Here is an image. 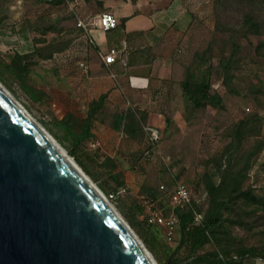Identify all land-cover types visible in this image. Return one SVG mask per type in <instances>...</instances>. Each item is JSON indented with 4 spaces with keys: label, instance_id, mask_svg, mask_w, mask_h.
<instances>
[{
    "label": "rangeland",
    "instance_id": "rangeland-1",
    "mask_svg": "<svg viewBox=\"0 0 264 264\" xmlns=\"http://www.w3.org/2000/svg\"><path fill=\"white\" fill-rule=\"evenodd\" d=\"M32 1L24 21L0 30V83L104 192L157 264H208L220 258L224 261L217 264H231L240 248L264 252V207L244 200L226 206L224 226L207 232L208 239L200 246L181 224L170 239L163 225L149 220L154 209L165 215L174 210L172 191L183 182L193 189L195 200L182 211L200 213L201 222L194 224L203 225L210 208L207 180L220 188V198L228 197L220 186L229 167L228 159L227 165L223 159L243 119L250 123L242 145L234 146L226 185L249 164L240 187L264 200V0H210L212 11L201 14L198 44L191 48V54L196 52L188 65L195 67L197 76H205L209 93L218 94L220 102L203 104L190 87L179 96L182 108L178 104L163 111L156 125L149 123L145 111L130 109L117 124L111 107L92 114L93 102L88 106L78 95L72 96L51 62L64 56L80 32L63 26L62 4ZM207 47L203 57L194 58ZM16 53L29 56L27 72L15 63ZM227 58L233 62V77L226 81L221 63ZM182 77L177 80L178 92ZM127 113L136 118L127 119ZM91 115L92 138L82 128ZM151 129L158 131V139H152ZM226 253L228 257L220 256ZM234 263L264 264L256 258Z\"/></svg>",
    "mask_w": 264,
    "mask_h": 264
},
{
    "label": "water",
    "instance_id": "water-1",
    "mask_svg": "<svg viewBox=\"0 0 264 264\" xmlns=\"http://www.w3.org/2000/svg\"><path fill=\"white\" fill-rule=\"evenodd\" d=\"M0 264H153L119 214L1 88Z\"/></svg>",
    "mask_w": 264,
    "mask_h": 264
},
{
    "label": "crops",
    "instance_id": "crops-1",
    "mask_svg": "<svg viewBox=\"0 0 264 264\" xmlns=\"http://www.w3.org/2000/svg\"><path fill=\"white\" fill-rule=\"evenodd\" d=\"M30 1L0 0V30L24 21ZM48 1L63 5L66 29L80 32L64 56L51 62L72 96L78 95L89 106L106 95L103 110L111 107L114 117L129 109L145 111L153 125L161 122L164 112L178 104L182 108L183 98L179 96L184 91L181 85L177 91V80L184 77L190 55L196 52L191 54V48L198 44L195 35L201 14L212 11L210 0ZM105 12L117 18L118 26L109 31L93 29L92 42H88L84 30L77 27L78 21L87 23ZM113 47L120 54L107 65L102 54ZM82 60L87 61V69L80 66Z\"/></svg>",
    "mask_w": 264,
    "mask_h": 264
},
{
    "label": "trees",
    "instance_id": "trees-1",
    "mask_svg": "<svg viewBox=\"0 0 264 264\" xmlns=\"http://www.w3.org/2000/svg\"><path fill=\"white\" fill-rule=\"evenodd\" d=\"M249 23L252 24V19L249 17ZM208 50V47L205 48L202 52H197L194 54L195 59H199L204 56V53ZM29 56L27 54H19L16 53L14 57L15 63L18 65V67L22 68L26 72L30 68V63L28 62ZM233 62L231 59L227 58L221 63L222 71L224 73V79L227 81L228 79H231L233 77ZM195 67H191V63L185 68L184 77L181 81V86L183 88L184 93L188 92V90L193 88L195 92L198 93L199 97L201 98L202 103L204 104L205 101L211 100L213 103L220 102V97L218 94L214 93L213 95L209 93L208 91V84L206 81V78L204 75L197 76V73L194 71ZM106 99V95H102L97 101H94L91 106L90 110L92 114L97 113L100 109H102L104 100ZM136 118L134 113H127V119L134 120ZM123 121V117L118 116L116 118V123L119 124ZM92 115L87 118L83 125V131L88 137H93V134L91 132L92 128ZM250 123L247 120L243 119L241 120L234 130V139L230 143L229 147L225 151V157L223 159L224 163L227 165V159L229 163V167L227 169V172L225 171L222 176V183L223 185H220L221 187H225V190L227 192L228 197L223 199L218 196V192L220 191V188L212 183L209 179L207 180V192L210 197V208L207 213V217L203 223L202 226H198L194 224L193 215L189 212L182 211V209L177 210L176 213L179 216L181 229L184 231V233H188L190 238L194 240V244L196 246H200L203 243L206 242L208 239V233L213 232L218 227H223V210L226 208V206L233 205V203L236 200L246 201L250 202L253 205H257L259 207H264V200L261 199L258 195H256L251 189H242L240 187V178L245 177L246 169L248 168L249 164L245 167L244 171H238L234 174L233 182L229 185H226V175L228 177V174L230 173L231 166H232V155L234 151V146L242 145L244 141V134H245V126ZM131 125V124H129ZM208 178V177H207ZM206 178V179H207ZM207 195V196H208ZM208 232V233H207ZM238 254L233 256V258L229 261H233L231 264H236L237 260H243L246 258H256V261L259 259H262L264 261V252L257 251L253 248H240L237 250ZM229 253H226V255L220 254V256H223L224 258L228 257ZM209 257V255H207ZM260 257V258H259ZM237 259V260H235ZM218 260V261H217ZM224 261V260H222ZM221 258L220 259H213L208 264H217L222 263Z\"/></svg>",
    "mask_w": 264,
    "mask_h": 264
},
{
    "label": "built area",
    "instance_id": "built-area-1",
    "mask_svg": "<svg viewBox=\"0 0 264 264\" xmlns=\"http://www.w3.org/2000/svg\"><path fill=\"white\" fill-rule=\"evenodd\" d=\"M118 26L117 18L110 12H105L95 18L89 20V22L78 21L77 27L84 30L83 37L88 41L92 42L90 33L93 29H102L104 31H109ZM119 49L113 47L108 50L107 53L102 54V60L105 64H113L117 57L119 56ZM80 66L87 69L89 67L86 60L80 62ZM152 139H158L159 133L156 129H151ZM195 200L194 191L187 184L180 182L171 195V203L173 204L174 210L171 211L168 215L162 213V211L154 209L150 214V222L155 224L163 225L166 229V234L168 238H172L176 232L178 225L180 224L179 216L176 213V209H184L185 207L191 205ZM194 223H200L202 220V215L198 212L192 214ZM264 262L262 259H259L258 262Z\"/></svg>",
    "mask_w": 264,
    "mask_h": 264
},
{
    "label": "bare ground",
    "instance_id": "bare-ground-1",
    "mask_svg": "<svg viewBox=\"0 0 264 264\" xmlns=\"http://www.w3.org/2000/svg\"><path fill=\"white\" fill-rule=\"evenodd\" d=\"M0 88L10 97L12 102L18 106L19 109L23 111V113L29 118V120L36 126L38 127L43 133L47 135V137L50 138V140L53 142L54 146L56 149L62 154V156L65 158V160L77 171L79 172L86 180L87 182L91 185V187L94 189V191L103 199L105 202L119 214L120 219L127 225L129 226L128 223L123 219V217L120 215V213L115 209V207L112 205V203L109 201V199L106 197L104 192L92 181V179L83 171V169L76 163V161L67 153V151L60 145V143L43 127V125L37 121L17 100L16 98L5 88V86L0 83ZM131 229V227L129 226ZM132 230V229H131ZM133 231V230H132ZM141 245L143 246V249L145 252L149 255L151 258L153 264H157L155 261L153 255L151 252L146 248L144 243L140 240V238L136 235V233L133 231Z\"/></svg>",
    "mask_w": 264,
    "mask_h": 264
}]
</instances>
